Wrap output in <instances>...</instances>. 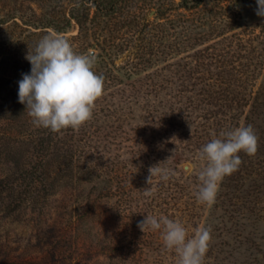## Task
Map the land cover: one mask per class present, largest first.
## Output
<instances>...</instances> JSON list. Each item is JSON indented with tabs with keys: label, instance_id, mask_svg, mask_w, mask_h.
<instances>
[{
	"label": "rangeland",
	"instance_id": "1",
	"mask_svg": "<svg viewBox=\"0 0 264 264\" xmlns=\"http://www.w3.org/2000/svg\"><path fill=\"white\" fill-rule=\"evenodd\" d=\"M34 1L0 0V18H5V13L15 15L14 20L20 23L18 13L11 10L20 4L24 15L30 13L28 7L39 15L41 0ZM57 1L64 9L62 12L69 17V10L76 0ZM181 2L183 0H120L119 9L107 17L95 18L87 28L79 27L72 19L67 29L59 33L48 28L38 37L24 39L21 44V40L18 43L10 38L5 49H0V78L4 72L2 61L26 55L29 46L47 35L44 32L65 37L76 52L93 55L94 68L108 76L91 119L76 128L71 138L81 141L89 151L86 164L99 169L100 164L114 167L118 162L120 165L124 162L127 167L142 173L147 165H150L149 170L164 162L167 168L171 160V167H176L178 172L175 175L195 181L191 187L199 190V173L206 165V161L200 158L202 147L212 139L222 138L221 126L235 127L238 123L239 127L243 126L253 97L264 93V17L256 14V0H204L201 6L192 10L181 7ZM39 31L32 29V32ZM207 112L212 115L208 116ZM176 115H181V120L176 122H189L187 131L178 129V133L164 134L168 122L163 119ZM255 125L264 128L260 121ZM4 128L6 123L0 120V134ZM4 154L1 148L0 173L6 171L4 162H9ZM20 156L18 160L27 158L25 164L29 158L34 159L27 152ZM154 159L158 161L154 162ZM258 160L263 161L261 168H264V154ZM263 175L252 176L242 193L248 198L246 207L252 208L255 215L242 220L244 226L238 229V237L231 219L222 212L216 200L211 205L200 202L202 208L197 211L198 218L195 219L175 212L178 216L175 221L185 227L189 237L204 227L207 218L212 219L213 252L222 248L227 251V259L214 260L216 254L212 252V259H205L208 264H254L255 258L261 261V255H264V212L260 213L258 209H264ZM91 188V184L83 182L75 190H72L73 184H69L54 193L43 226L47 231L46 240L51 242L61 235L67 238L69 222L78 218L84 231L90 227L97 231L99 225L107 224L106 230L112 237L124 233L137 235L138 232L148 236L149 229L142 232L133 226L138 220L132 217L127 220L126 214L130 215V212L124 213L123 218L118 216L115 206L113 209L114 197L101 203L92 219L87 220L85 214L89 206L85 197ZM166 206L160 204L161 211L155 217H167L163 212ZM23 218L25 224L33 226L40 220L28 211L21 221ZM193 224L197 229L192 227ZM157 237L161 245L157 256L164 263L166 253L162 230L154 232V238ZM80 250L65 260V264H92L88 253ZM41 252L26 253L15 247L9 253V260L15 264H44ZM145 253L148 255L147 250ZM154 255L150 252L149 263L156 258ZM71 258L75 260L68 262Z\"/></svg>",
	"mask_w": 264,
	"mask_h": 264
},
{
	"label": "trees",
	"instance_id": "2",
	"mask_svg": "<svg viewBox=\"0 0 264 264\" xmlns=\"http://www.w3.org/2000/svg\"><path fill=\"white\" fill-rule=\"evenodd\" d=\"M203 1L183 0L181 7L192 10L201 6ZM119 2L120 0H76L69 10V17H66L64 11L62 12L64 9L57 0L39 1V15H35L34 9L28 7L30 13L26 16L21 10L22 4L14 5L11 10L18 13L20 23L14 20L15 15L5 13V18H0V49H5L10 38L18 43L21 40V44L24 39L30 36L38 37L43 34V30L48 28L54 30L55 33L65 31L72 19L79 24V27L87 28L88 24L94 23L95 18L107 17L119 9L117 8ZM32 29L40 31L32 32ZM44 34L48 33L44 32ZM25 56L21 54L14 59L9 57L2 61L4 72L0 78V120L6 123V128L0 134V149L2 148L5 152L4 156L9 162H4L6 171L0 173V264L16 263L9 260V253L15 247L26 253L42 251L40 255L44 264H60L61 262L65 264V260L81 252L80 249L88 253L92 264H173L174 261H179L175 250L168 249L165 244L163 247L166 253L164 263L158 258L160 240L159 237L154 238L156 230H151V228L146 229H149L150 235L148 236H143L141 232H138L137 235L124 233L119 234V237H112L111 233L108 234L109 230H106L108 229L107 224L99 225L100 230L97 231H93L91 227L84 231L80 227V218H78L69 222L67 238L61 235L52 239L51 242L46 240L47 231L43 229V226L48 216L52 197L61 186L67 187L69 184H73L72 190H75L77 185L81 186L83 182L92 185L85 197V203L89 206L85 214L87 220L92 219L93 212H96L95 209L101 203L109 201L111 197L115 198L113 209L115 206L118 216L123 218L124 213L130 212V215L126 214L127 220L132 217L138 220L137 224L147 215L156 216L161 211L159 210L160 204L167 205L163 212L174 221L178 218L175 212L183 213L188 218H198L197 211L202 207L197 199L198 190L191 187L195 185V181H190L187 177L174 175L168 180L154 177L152 184L148 185L146 183L149 176L147 168L150 165H147L142 173L135 171L131 166L127 167L123 164L124 162L122 165L118 162V165L114 167L100 164L99 169L95 167L93 169L86 164V159L90 154L84 144L79 140L71 139L74 137L75 129L69 127L53 132L50 129L35 126L26 106L21 104L18 98L19 81L23 78L22 74L31 71V64ZM8 65L10 68L7 70ZM93 71L97 75H102L104 80L108 77L105 72L100 73L96 68ZM209 97L213 99V96ZM263 107L264 93L261 92L253 97V103L243 124V126L251 125L253 130L257 129L254 131L258 137L256 154L249 156L244 152L239 153L242 163L238 171L223 179L216 198L222 212L231 219L237 237L240 236L238 229L244 226L242 220H249V216L255 215V212L252 213V208L246 207L245 203L248 202V198L242 194L247 187V181H251L252 176L264 174V168H261L263 161L258 160L264 154V128L261 129L255 125L256 121L264 124ZM207 115H212V112H207ZM163 120L168 122L166 129L163 130L164 134L178 133V129L187 131L186 125L189 122L185 120L184 124L176 122V120H181V115ZM237 127L239 123L235 127L221 126L220 131L223 133L225 130L229 131ZM68 136L69 139H67ZM26 152L29 155L32 154L34 159L29 158L25 164L27 158L18 159L20 155H26ZM157 161L158 159H154V162ZM171 163L169 160L166 168L162 162L159 167L177 174L176 167H171ZM262 180L264 185V175ZM146 189L150 194H145ZM163 194L165 198H162ZM258 210L260 213L264 212L263 208ZM27 211L33 212L40 218L35 226L25 224L24 218L21 221V217ZM211 220L207 218L204 227L211 230L212 240ZM137 224L133 226L136 227ZM192 227L197 229L195 224ZM235 233L233 232L232 235ZM242 238L245 239L244 236ZM211 240L203 264L207 257L212 259L214 249ZM146 250L148 255L145 253ZM150 252L155 253L156 258L149 263ZM213 253L216 254L213 256L214 260L221 257L222 261L227 259L225 256L227 251L224 252L222 248L216 249ZM228 257L231 256L228 255ZM72 260L75 258H71L68 262ZM261 261H264V255H261ZM261 261L255 258L253 263L261 264ZM205 264L208 263L205 262Z\"/></svg>",
	"mask_w": 264,
	"mask_h": 264
},
{
	"label": "clouds",
	"instance_id": "3",
	"mask_svg": "<svg viewBox=\"0 0 264 264\" xmlns=\"http://www.w3.org/2000/svg\"><path fill=\"white\" fill-rule=\"evenodd\" d=\"M256 3V14L264 17V0ZM25 59L31 71L22 74L18 98L35 126L59 132L79 128L91 119L95 102L104 91L103 76L93 71V55L76 52L68 39L51 33L29 46ZM221 137L212 139L200 151L206 165L199 173L197 199L208 205L215 203L223 179L238 171L242 163L239 153L252 156L258 150V137L251 125L225 131ZM174 175L158 164L149 168L146 183L151 185L154 177L168 180ZM145 194H150L148 189ZM137 227L142 232L147 228L162 230L165 246L178 254V264H203L211 240L209 228H198L189 238L180 222L148 215Z\"/></svg>",
	"mask_w": 264,
	"mask_h": 264
}]
</instances>
